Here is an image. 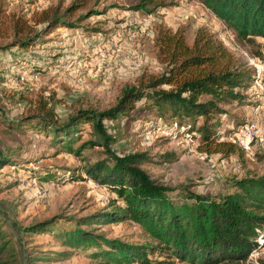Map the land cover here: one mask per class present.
I'll return each instance as SVG.
<instances>
[{
	"label": "rangeland",
	"instance_id": "374dc122",
	"mask_svg": "<svg viewBox=\"0 0 264 264\" xmlns=\"http://www.w3.org/2000/svg\"><path fill=\"white\" fill-rule=\"evenodd\" d=\"M70 1L0 0L2 14L9 17L0 22V36L5 34L4 28L9 30L12 14L34 23L42 10L62 9ZM161 1L166 6L147 12L132 8L137 0H87L79 12L95 9L96 13L75 26L54 28L28 48L12 46L0 51V113L13 119L32 113L46 102L62 120L78 108H109L125 88L163 70L156 48L160 30L181 31L190 44L196 30L204 27L241 62L254 68L255 78L242 89L244 98L224 105L228 113L220 116L216 136L217 140L238 141L245 150L243 158L201 152L199 134L189 130L186 118L180 122L168 113L160 116L155 109L134 110L126 117L105 121L115 138L112 148L118 154L145 151L154 159L165 155L167 161L144 167L171 187L174 197L185 190L211 195L230 190L231 179L264 176V38L242 39L199 0ZM35 27L41 29L43 24ZM8 41L0 38V43ZM81 127L73 146L89 137V126ZM50 141V133L38 132L31 124L20 131L0 123V151L16 163L0 169L1 229L20 255L33 246L45 251L50 258L43 264H97L87 252L74 249L67 258L58 260L56 252L65 247L57 237L49 233L27 236L23 231L31 222L55 215L60 216L55 224L60 231L73 223L67 218L75 221L115 198L79 169L83 165L79 158L66 152L54 155ZM95 151L86 149L83 155L94 161L100 156ZM96 227L109 237L153 241L132 221ZM257 243L247 261L264 259V238L258 237ZM149 257L161 264H182L168 252Z\"/></svg>",
	"mask_w": 264,
	"mask_h": 264
},
{
	"label": "trees",
	"instance_id": "16d2710c",
	"mask_svg": "<svg viewBox=\"0 0 264 264\" xmlns=\"http://www.w3.org/2000/svg\"><path fill=\"white\" fill-rule=\"evenodd\" d=\"M199 1L242 39L264 38V0ZM86 3L87 0H71L62 9L59 6L44 9L34 23L12 14L9 30L4 28L5 34L0 36L9 41L0 43V51L12 46L28 48L54 28L75 26L82 18L96 13L95 9L79 12ZM159 6L166 4L161 0H137L132 8L153 12ZM2 13L0 9V22L7 17ZM40 23L43 27L37 29L35 26ZM156 48L163 70L125 88L109 108H78L62 120L46 102L32 113L13 119L0 113V123L8 128L21 131L31 124L38 132L50 133L49 147L54 155L66 152L79 158L83 162L79 169L115 195L100 210L75 221L73 217L67 218L73 222L68 228L60 231L55 228L60 220L55 215L33 221L23 231L27 236L49 233L57 237L65 247L56 252L58 260L67 258L74 249L87 252V257L97 264H161L149 255L164 252L182 264L224 261L264 264L263 258L247 261L252 250L258 247L257 238H264V176L231 179L230 190L211 195L185 190L174 197L173 189L159 182L144 167L167 161L165 155L154 159L145 151L118 154L112 148L115 138L105 121L126 117L134 110L155 109L160 116L168 113L180 122L186 118L189 130L199 134L201 152L224 157L244 156L245 150L238 141L217 140L216 136L220 116L228 113L224 105L244 98L242 89L255 78L254 68L248 62H241L204 27L196 30L190 44L181 31L162 29L157 34ZM84 124L89 126V137L73 146ZM86 149L96 150L100 156L92 161L83 155ZM15 164L9 154L0 151V169ZM125 221L138 224L154 242L139 243L97 231L98 224ZM44 252L33 246L20 255L0 223V264H43L50 258Z\"/></svg>",
	"mask_w": 264,
	"mask_h": 264
},
{
	"label": "built area",
	"instance_id": "2783aa9c",
	"mask_svg": "<svg viewBox=\"0 0 264 264\" xmlns=\"http://www.w3.org/2000/svg\"><path fill=\"white\" fill-rule=\"evenodd\" d=\"M256 68H258L257 66H256ZM261 69V68H260Z\"/></svg>",
	"mask_w": 264,
	"mask_h": 264
},
{
	"label": "bare ground",
	"instance_id": "6f19581e",
	"mask_svg": "<svg viewBox=\"0 0 264 264\" xmlns=\"http://www.w3.org/2000/svg\"><path fill=\"white\" fill-rule=\"evenodd\" d=\"M256 69H258V68H256ZM261 70V69H260Z\"/></svg>",
	"mask_w": 264,
	"mask_h": 264
}]
</instances>
